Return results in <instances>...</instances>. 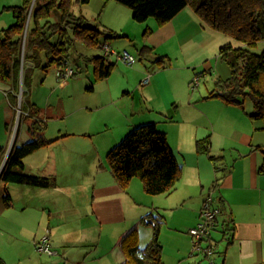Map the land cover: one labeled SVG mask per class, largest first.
Masks as SVG:
<instances>
[{"label": "crops", "instance_id": "1", "mask_svg": "<svg viewBox=\"0 0 264 264\" xmlns=\"http://www.w3.org/2000/svg\"><path fill=\"white\" fill-rule=\"evenodd\" d=\"M111 2L104 3L98 24L115 37L102 35L101 40L116 44L118 52L126 49L134 55L131 48H135L137 61L126 66L116 56H104L97 47L99 56L112 65L111 74L96 81L93 68L84 88L91 100L74 108L71 120L49 128V134L54 115L47 108L42 118L32 103L36 117L46 123L43 137L49 143L23 159L24 172L49 178L53 186L0 181L1 259L4 264H123V236L134 229L137 247L143 250L157 225L162 264H209L202 253L192 254L188 231L197 223L203 201L212 195L219 210L217 225L202 246H215L213 264L263 262L264 174L258 173L263 156L257 149L264 146L262 124L244 106L207 98L215 90V79L221 77L204 83L210 65L199 71L202 51L211 47L208 38L220 33L204 26L189 7L159 27L155 20L151 25L149 19L135 22L128 7ZM20 3L16 0L12 6ZM146 29L152 34L143 39ZM144 45L152 51L142 57ZM160 48L164 50L157 53ZM158 56L165 57L163 63H153ZM83 57L79 56L90 62ZM73 68L70 78L79 74ZM196 75L200 82L192 90ZM6 87V97L14 106L10 96L16 97V91L8 83ZM65 117L62 112L53 119ZM149 123L165 134L182 167L179 181L168 194H147L137 177L120 184L106 160L110 149L131 129ZM206 138L209 156L216 162L196 150V143ZM5 193L11 199L8 207L3 203ZM228 226L233 232L227 235ZM46 230L56 255L46 256L36 249V241Z\"/></svg>", "mask_w": 264, "mask_h": 264}, {"label": "trees", "instance_id": "2", "mask_svg": "<svg viewBox=\"0 0 264 264\" xmlns=\"http://www.w3.org/2000/svg\"><path fill=\"white\" fill-rule=\"evenodd\" d=\"M102 1L118 2L131 10L135 22L143 23L153 18L159 27L171 21L183 8L189 7L204 26L237 41L240 44L238 47L227 43L219 48L218 57L229 68L230 76L215 79V90L207 98H219L226 104L243 107L244 97L248 96L252 103L250 117L260 121L261 129L264 130V49L258 54L251 51V48L264 40V0ZM89 2L90 0H35L28 23L31 0H22L20 5L8 7L14 21L0 31V83H8L17 92L21 89V112L24 114L22 120H29L27 130L31 139L22 145L14 142L11 146L0 172L2 183L39 188L53 186L49 178L24 172L23 159L49 143L43 137L45 121L36 117L37 109L33 108L32 103H28L31 71H46L51 66L59 67L68 61L74 40L83 42L87 47L97 48L103 41L100 36H106L105 39L115 37L111 31H99L86 25L84 18L74 17V6ZM54 10L58 12L59 20L52 22L49 17ZM151 34L152 30L146 29L143 39ZM151 51V48L144 45L140 55L143 57ZM92 57L85 56L83 59L94 61L95 80L109 77L112 65L106 63V57ZM164 59L165 57H159L153 63H163ZM15 98L14 95L10 96L12 104H15ZM209 145L208 138L198 141L196 150L209 156ZM257 149L263 156L258 173L264 174V146ZM4 154L0 147V163ZM209 158L216 162L215 158ZM106 160L120 184L125 185L137 177L141 180L144 191L153 196L170 193L181 176V165L168 146L165 134L159 132L154 123L131 129L110 149ZM10 202L9 195L5 193L4 205L8 207ZM232 232L233 228L230 226L225 229L227 235ZM158 236L159 229L155 225L151 241L143 250H139L137 233L134 229L129 230L121 241L126 255L123 264H162ZM0 264H4L1 257ZM259 264H264V261Z\"/></svg>", "mask_w": 264, "mask_h": 264}, {"label": "rangeland", "instance_id": "3", "mask_svg": "<svg viewBox=\"0 0 264 264\" xmlns=\"http://www.w3.org/2000/svg\"><path fill=\"white\" fill-rule=\"evenodd\" d=\"M15 1L16 0H0V31L9 27L13 23L14 20L12 17V13L10 12V10H8V7L15 5L13 4L15 3ZM110 4L116 3L115 1H113ZM103 9L104 2L102 0H90L88 4H76L73 8V15L74 17H85L86 25L94 26L96 29L101 30L102 28L98 24V21L100 19V15H102ZM107 12L104 13L106 14ZM49 20L52 22L59 20L58 12L54 10L50 15ZM153 23L154 19L149 18L148 25H151ZM216 36L218 37L208 38V44L211 43V47H205L202 51L203 55L200 57L201 60L199 62L201 63L202 67L201 69H199V71L202 70L203 67L206 66V64H209L211 69V73L204 81V83H207L209 81L213 82L217 75L224 79L230 76V70L227 65L221 59H219L218 51L222 45L227 43H231L232 47H238L240 45L237 41L232 40L225 35L218 34ZM117 40L118 39H113V41ZM115 45L116 44H113L112 47L116 51H118L119 48ZM263 49L264 41L263 43H258L255 47L251 48V51L258 54L261 53ZM131 50L130 51L137 57L135 48H131ZM163 50L164 49L160 48L159 51L157 50V53H161V51ZM80 55H85L86 57L91 58L92 56L101 55V52L96 48L87 47L83 42L79 40H74L73 47L69 52V61L76 68V70L79 71V74L67 81L64 80L65 82L58 78L59 70L61 69V67H57L55 65L47 68L46 71L40 69L31 71V83L28 87L29 94L27 96L28 103L34 102L41 111L39 116L41 115V117L44 119L46 117L43 113L46 112L47 108H49L50 116L54 115L53 118H55L57 114H60L62 112H64L66 115V117L62 119L52 118L48 124V129L46 131L47 134L50 133L49 128H52L53 130L57 126H59V124L66 123L67 119L71 120L70 112L79 104H81L83 101L87 102L89 99L91 100L90 94L86 93L84 88L88 84V76L92 75L94 65L92 62L87 61L86 63L85 61H82L79 58ZM66 82L68 83L67 85L60 86ZM6 90V83L1 82L0 147H3L5 154L12 146L13 142H15L17 145H22L23 143L30 141L31 139L27 132V123L29 122V120H22L24 114H22L21 112L22 96L20 90L18 92L16 91V102L15 105L13 104L14 106L10 105L5 94ZM243 106L246 111L252 112V103L248 96L244 97ZM21 120L22 122L19 124V121Z\"/></svg>", "mask_w": 264, "mask_h": 264}, {"label": "built area", "instance_id": "4", "mask_svg": "<svg viewBox=\"0 0 264 264\" xmlns=\"http://www.w3.org/2000/svg\"><path fill=\"white\" fill-rule=\"evenodd\" d=\"M104 56H116L126 66H132L137 61L136 56L131 54L128 50L123 49L116 51L107 41H102L99 46ZM75 73L73 66L65 61L61 65L58 78L64 80L70 78ZM148 79H145L143 83H147ZM200 82V78L195 76L191 81V89L194 90ZM219 210L215 207L214 197L212 195L207 196L203 201L197 223L194 227L190 228L188 234L191 237V252L202 253L209 261V264H213L212 256L214 254L215 246L209 244L205 247L202 246L204 242L209 240L211 231L216 228L217 217ZM36 249L39 253L46 256L56 255V251L51 248L49 231L46 232L36 241Z\"/></svg>", "mask_w": 264, "mask_h": 264}, {"label": "water", "instance_id": "5", "mask_svg": "<svg viewBox=\"0 0 264 264\" xmlns=\"http://www.w3.org/2000/svg\"><path fill=\"white\" fill-rule=\"evenodd\" d=\"M32 6H33V2L31 3L30 10H31ZM20 92H21V89H20ZM10 149H11V147L9 148V150H8V152H7V154H6L5 158H4V160H3V163H2L1 169L3 168V166H4L5 162H6V159H7V157H8V154H9ZM1 169H0V171H1Z\"/></svg>", "mask_w": 264, "mask_h": 264}]
</instances>
